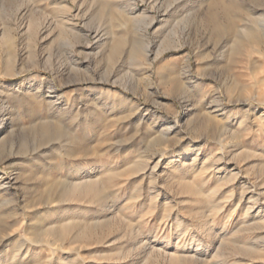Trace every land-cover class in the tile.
Segmentation results:
<instances>
[{"label": "rangeland", "instance_id": "obj_1", "mask_svg": "<svg viewBox=\"0 0 264 264\" xmlns=\"http://www.w3.org/2000/svg\"><path fill=\"white\" fill-rule=\"evenodd\" d=\"M0 264H264V0H0Z\"/></svg>", "mask_w": 264, "mask_h": 264}, {"label": "bare ground", "instance_id": "obj_2", "mask_svg": "<svg viewBox=\"0 0 264 264\" xmlns=\"http://www.w3.org/2000/svg\"><path fill=\"white\" fill-rule=\"evenodd\" d=\"M256 9V8H255ZM255 11V10H254ZM209 18H211V17H209ZM210 22V21H209ZM217 23V22H216ZM214 26H216V25H214ZM251 26H253V25H251ZM215 29V28H214ZM255 29V28H254ZM216 30V29H215ZM215 32V31H214ZM215 34V33H214ZM218 36V35H217Z\"/></svg>", "mask_w": 264, "mask_h": 264}]
</instances>
